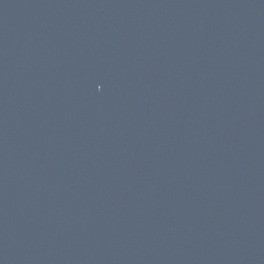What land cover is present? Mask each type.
<instances>
[{
  "label": "water",
  "instance_id": "obj_1",
  "mask_svg": "<svg viewBox=\"0 0 264 264\" xmlns=\"http://www.w3.org/2000/svg\"><path fill=\"white\" fill-rule=\"evenodd\" d=\"M0 264H264V0H0Z\"/></svg>",
  "mask_w": 264,
  "mask_h": 264
}]
</instances>
